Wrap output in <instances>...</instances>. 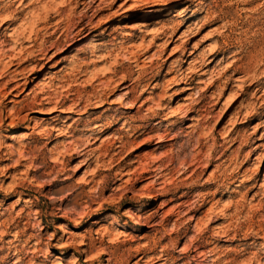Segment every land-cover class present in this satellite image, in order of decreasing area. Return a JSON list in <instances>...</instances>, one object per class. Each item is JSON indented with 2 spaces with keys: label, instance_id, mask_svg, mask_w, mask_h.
I'll list each match as a JSON object with an SVG mask.
<instances>
[{
  "label": "rangeland",
  "instance_id": "1",
  "mask_svg": "<svg viewBox=\"0 0 264 264\" xmlns=\"http://www.w3.org/2000/svg\"><path fill=\"white\" fill-rule=\"evenodd\" d=\"M13 1L62 47L0 81V264H264V0Z\"/></svg>",
  "mask_w": 264,
  "mask_h": 264
},
{
  "label": "bare ground",
  "instance_id": "2",
  "mask_svg": "<svg viewBox=\"0 0 264 264\" xmlns=\"http://www.w3.org/2000/svg\"><path fill=\"white\" fill-rule=\"evenodd\" d=\"M17 1L18 0H14L13 2H17ZM129 1L130 0H124L123 4H121L119 6V10L123 9ZM152 3H154V1ZM75 5H76V7H75L76 10H78L80 6H84L83 4H80V3H76ZM25 9H27V8H25ZM84 9H85V11H84V14H82L81 22L83 23V22L87 21L86 24L83 27L79 28L75 32V34L73 35V38L66 40V42L64 41L63 42L64 44L71 42L73 39H75V42H80L84 38L92 35L93 32H95L96 29L94 28L95 25H92V20H91L92 17H89L87 15L91 11L92 7L91 8L84 7ZM94 10H95V12H97V10L95 8H94ZM93 14H94V12H93ZM20 15H22V14H20ZM20 15L15 16L13 14H10L7 17L0 18V31H1L0 32V38H3V41L0 43V61L5 64V65H3L5 68L0 71V81L4 78H9L10 80H13L12 82H14V80L19 78L20 76H23V72L25 71V68L23 70H20L22 67H24L25 65H31V64H33V65L35 64L38 66L40 63H42L43 61L46 60L47 55L51 50L58 49L59 47H62V46H60L61 44L58 43L57 41L55 43H50L47 40H42L41 45L37 47V37H36L35 32H33V31H30L27 34L25 32L26 30H22L20 32H15V33L11 32V31L9 32V27L11 25L16 24L19 21ZM58 25L59 24L56 23L54 26L56 28H58ZM47 29H51V27H49ZM57 30L58 29H56L54 32H56ZM162 35H164V34L162 33ZM164 36H166V35H164ZM7 38H8V40H7ZM8 43H10L12 45L10 48H8L9 47ZM47 43L50 44V49H48V50L45 46ZM25 44H28V45L25 46ZM37 48H38V50L32 51V50L37 49ZM27 53H29V54H27ZM24 56H26V57L22 58ZM4 61H6V63ZM125 81L128 82L127 79ZM126 88H128V87H124L122 90H124ZM15 90H16V88H14L10 93H12ZM186 91H189V89L187 88ZM238 97L239 96L235 97L233 102L236 101ZM99 103L101 105H103V104H107L108 102H107V99H103V100H101V102L99 101ZM122 105L123 104H121L120 106H122ZM123 106H124V109H126L125 107H128L127 105H123ZM166 109L170 110L168 108H166ZM171 109H173V108H171ZM161 111H165V108L161 109ZM176 113L177 112H175V110L169 111L168 114L171 115V117L169 116L170 117L169 119L171 120L173 118V115H175ZM184 113H185L184 114L185 122H189L190 121L189 116L191 115L192 112L185 110ZM164 115H166V114H164ZM106 129H108V128L102 129L97 134L100 135L102 133H105ZM187 129H189V127ZM162 139H163V137H161L160 139L158 138L159 141L157 143L160 145H163ZM126 145L127 144L124 142L123 143L118 142V145L115 147V149L116 150L117 149L122 150L123 148L126 147ZM75 155L78 157L84 156L85 155V149L80 148V149L76 150ZM90 159L87 160L85 165L90 162ZM99 160H100L99 158H96L94 161L97 162ZM157 171H158V169L152 171V173H157ZM124 176H126V175H124ZM163 177L164 176L162 175V173H159V174L157 173L154 177H151V179L155 180V182L153 184L157 185L156 183ZM262 186L264 188V182H263ZM254 187H256V186H254ZM263 199H264V194H262V200ZM202 202H204V200ZM191 220H192V222L193 221L198 222L199 219L198 218L196 219L195 216H193ZM216 238H219V234H216ZM199 256H201V255H199ZM60 260H61V258L56 256L55 262L60 261ZM146 261H147V263H152V264H157L159 262H163L162 264H165V262H166V260L162 259L161 256L158 258L156 257V259L152 258V260L149 259V261L148 260H146ZM136 264H138V263H136Z\"/></svg>",
  "mask_w": 264,
  "mask_h": 264
}]
</instances>
